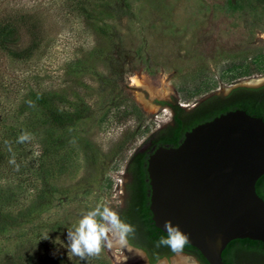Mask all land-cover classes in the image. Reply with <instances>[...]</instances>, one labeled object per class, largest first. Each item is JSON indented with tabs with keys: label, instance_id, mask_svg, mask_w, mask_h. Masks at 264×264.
<instances>
[{
	"label": "rangeland",
	"instance_id": "1",
	"mask_svg": "<svg viewBox=\"0 0 264 264\" xmlns=\"http://www.w3.org/2000/svg\"><path fill=\"white\" fill-rule=\"evenodd\" d=\"M109 4L106 39L90 13L98 2L0 0V264H150L131 247L81 260L67 231L97 206L115 210L129 159L170 118L157 102L192 106L264 85V0ZM40 96L85 117L52 125ZM25 131L32 139L17 143ZM182 257L153 264H199Z\"/></svg>",
	"mask_w": 264,
	"mask_h": 264
},
{
	"label": "water",
	"instance_id": "2",
	"mask_svg": "<svg viewBox=\"0 0 264 264\" xmlns=\"http://www.w3.org/2000/svg\"><path fill=\"white\" fill-rule=\"evenodd\" d=\"M149 210L189 236L204 264H264V113L241 110L174 130L147 161Z\"/></svg>",
	"mask_w": 264,
	"mask_h": 264
},
{
	"label": "flooded vegetation",
	"instance_id": "3",
	"mask_svg": "<svg viewBox=\"0 0 264 264\" xmlns=\"http://www.w3.org/2000/svg\"><path fill=\"white\" fill-rule=\"evenodd\" d=\"M243 102L248 103L254 108L261 109L264 113V85L257 89H233L229 93L228 100H223L222 97L213 95L192 106L157 102L158 105H168L171 108L170 118L129 159L121 185L120 201L115 207L120 218L135 229L134 234L129 237L128 248L131 247L136 251H140L150 264L153 258H156L154 262L156 263L161 258L169 257V253L173 252L168 247H157V243L151 241L146 232V228H148L146 216L151 215L149 210L148 175L146 171L149 157L158 148L165 146L174 130L206 121L209 117L219 114L228 108H233V111L240 110L236 107L239 103ZM142 169H145V174L142 172ZM143 209H147L148 213L145 214ZM182 254L191 256L199 264H202L194 253L183 251ZM182 254H179V258L186 260L185 257H182ZM237 264L240 263L238 262Z\"/></svg>",
	"mask_w": 264,
	"mask_h": 264
},
{
	"label": "clouds",
	"instance_id": "4",
	"mask_svg": "<svg viewBox=\"0 0 264 264\" xmlns=\"http://www.w3.org/2000/svg\"><path fill=\"white\" fill-rule=\"evenodd\" d=\"M31 139L32 134L25 131L19 135L17 143H25ZM9 144V141H5L6 146ZM8 151H12L10 146ZM9 163L15 165L17 171L19 170L14 155ZM134 232V227L124 222L112 207L97 206L84 213L78 223L67 231L68 251L84 260L87 257L100 255L105 248H128L129 237ZM164 232L166 235L159 239L157 247L165 246L175 254L182 253L189 242V236L182 232L178 225L173 226L171 221L164 223Z\"/></svg>",
	"mask_w": 264,
	"mask_h": 264
},
{
	"label": "trees",
	"instance_id": "5",
	"mask_svg": "<svg viewBox=\"0 0 264 264\" xmlns=\"http://www.w3.org/2000/svg\"><path fill=\"white\" fill-rule=\"evenodd\" d=\"M82 1L98 2L99 5L94 6L92 9L90 8V13L94 14L93 20L95 21V24H96L95 28L97 29L99 34L103 35V37L108 39L109 38L108 36L109 26L107 24V20L111 18L110 15L112 12V7L109 4L110 0H82ZM86 13L90 18L91 17L90 13L88 12ZM4 30L5 29H2L0 31V36L3 34ZM35 104L38 107V109L41 110L42 116H44V118L47 119L48 122H50L52 125H55V126L69 125V124L74 123L76 120H79L85 117L84 115L79 113L80 111L76 110V108H75V112L73 113H68L66 111H59L57 106H53L52 104H50L49 99H47L46 97L40 96V98H38V100L35 101ZM236 108L240 109L241 111L246 112V114L263 113L261 109L254 108L246 102L239 103ZM228 111L229 112L233 111V108H228L227 110L220 112L219 114L209 117L207 120L215 118L219 115L225 114ZM142 172L145 174V169H142ZM143 212L145 214L148 213L147 209H143ZM146 220L148 224V228H146V232L148 233L149 239L155 243H158L159 239L162 236H165L166 234H164L162 231H160L154 226V223L151 220V215H149L148 217L146 216ZM162 247L165 248V246H162ZM183 251H188V252L193 253L187 246L184 247ZM242 253L252 254V252L250 251L247 245L245 246ZM155 261H156V258H153L150 262L151 264H153ZM250 261H251L250 262L251 264L255 263L254 259H251ZM200 262L204 264L201 260ZM237 263H238V259L235 264Z\"/></svg>",
	"mask_w": 264,
	"mask_h": 264
},
{
	"label": "bare ground",
	"instance_id": "6",
	"mask_svg": "<svg viewBox=\"0 0 264 264\" xmlns=\"http://www.w3.org/2000/svg\"><path fill=\"white\" fill-rule=\"evenodd\" d=\"M138 78H133L132 79V84H133V86H135V87H139V86H141L142 85V81H140V79L139 80H137ZM139 98L141 99V96H139ZM139 99V100H140ZM143 99V98H142ZM143 101V100H142ZM142 103V102H141ZM146 104V103H145ZM184 264V263H183Z\"/></svg>",
	"mask_w": 264,
	"mask_h": 264
}]
</instances>
